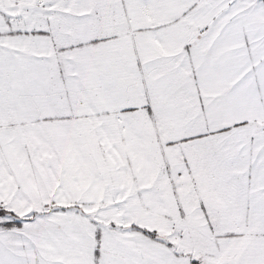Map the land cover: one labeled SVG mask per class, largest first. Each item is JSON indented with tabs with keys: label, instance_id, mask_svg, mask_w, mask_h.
Masks as SVG:
<instances>
[{
	"label": "snow or ice",
	"instance_id": "1",
	"mask_svg": "<svg viewBox=\"0 0 264 264\" xmlns=\"http://www.w3.org/2000/svg\"><path fill=\"white\" fill-rule=\"evenodd\" d=\"M0 264H264V0H0Z\"/></svg>",
	"mask_w": 264,
	"mask_h": 264
}]
</instances>
